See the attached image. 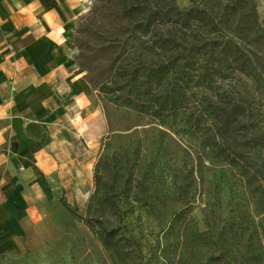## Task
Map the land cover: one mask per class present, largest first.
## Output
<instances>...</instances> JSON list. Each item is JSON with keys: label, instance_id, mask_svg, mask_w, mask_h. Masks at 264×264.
I'll return each instance as SVG.
<instances>
[{"label": "rangeland", "instance_id": "rangeland-1", "mask_svg": "<svg viewBox=\"0 0 264 264\" xmlns=\"http://www.w3.org/2000/svg\"><path fill=\"white\" fill-rule=\"evenodd\" d=\"M83 4L72 40L79 69L85 59L90 66L106 62L100 45H116L117 53L123 46L132 50L137 33L121 32L117 41L115 26L140 20L135 14L122 16L121 6L145 7L148 13L156 8L165 11L169 5L197 9L200 14L191 13L189 20L193 32L222 45L234 43L252 59V74L236 70L221 86L235 99H247L254 112L246 122L263 127L264 81L257 74L264 77V0H83ZM95 92L107 130L94 140L91 190L88 186L81 196L78 186L70 196L62 188L54 239L26 250L0 245V264H264L261 188L240 186L237 170L229 165L206 159L200 165L204 154L193 138L165 131L155 119L116 106ZM192 98L191 105L201 96ZM259 152L264 155V149ZM80 175L83 178L85 172ZM109 231L115 243L107 248L100 239Z\"/></svg>", "mask_w": 264, "mask_h": 264}, {"label": "crops", "instance_id": "crops-1", "mask_svg": "<svg viewBox=\"0 0 264 264\" xmlns=\"http://www.w3.org/2000/svg\"><path fill=\"white\" fill-rule=\"evenodd\" d=\"M83 9V0H0V245L10 249L51 242L61 189L82 196L92 186L107 124L75 62Z\"/></svg>", "mask_w": 264, "mask_h": 264}, {"label": "trees", "instance_id": "trees-1", "mask_svg": "<svg viewBox=\"0 0 264 264\" xmlns=\"http://www.w3.org/2000/svg\"><path fill=\"white\" fill-rule=\"evenodd\" d=\"M120 11L122 16L135 14L140 20L115 26L117 41L121 32L137 33L132 50L123 46L117 53L116 45H100L98 50L107 54L106 62L96 68L85 59L79 70L86 69V79L105 100L155 119L165 131L197 141L204 154L200 165L206 159L235 168L240 186L261 188L264 210V155L259 152L264 149V124L246 122L254 112L252 105L243 97L235 99L221 86L236 70L252 74V59L234 43L222 45L193 32L189 20L191 13L200 14L197 9L169 5L165 11L156 8L148 13L145 7L126 9L123 5ZM251 32L260 34L254 29ZM110 48L111 52L104 51ZM193 96L201 98L191 105ZM197 173L204 180L202 169ZM249 229L251 240L250 225ZM114 236L110 231L104 233L101 243L114 246Z\"/></svg>", "mask_w": 264, "mask_h": 264}, {"label": "built area", "instance_id": "built-area-1", "mask_svg": "<svg viewBox=\"0 0 264 264\" xmlns=\"http://www.w3.org/2000/svg\"><path fill=\"white\" fill-rule=\"evenodd\" d=\"M73 52L75 53V50Z\"/></svg>", "mask_w": 264, "mask_h": 264}]
</instances>
